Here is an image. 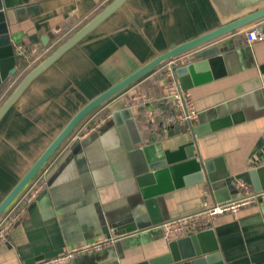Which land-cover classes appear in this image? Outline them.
<instances>
[{
    "label": "crops",
    "instance_id": "0c3cea01",
    "mask_svg": "<svg viewBox=\"0 0 264 264\" xmlns=\"http://www.w3.org/2000/svg\"><path fill=\"white\" fill-rule=\"evenodd\" d=\"M108 1L0 0V47L10 45L14 56L9 84ZM262 6L264 0H124L33 77L0 118V200L89 99L156 54ZM262 19L215 38L212 43L222 51L214 68H206L218 75L186 89L197 110L194 125L231 114L235 121L194 137L181 126L165 127L159 116L145 113L155 110L161 69L143 74L86 114L41 167L44 187L9 227L0 244V264H34L66 247L105 238L111 241L71 260L100 258L118 240L120 264L142 261L166 251L160 222L215 202L204 180L159 196L147 194L148 186L137 185L132 152L124 148L117 128L105 122L88 129L103 110L100 117L130 109L140 137L132 147L140 148L145 161L177 149L184 154L193 139L199 158L216 159L215 168L222 166L233 180L239 177L252 188L249 171L264 166V40L247 44L243 28ZM259 27L264 31V22ZM45 35L47 42L39 48ZM19 43L34 49L30 57L15 52ZM195 51L182 53L183 61L204 72ZM175 175L180 179L182 173ZM115 225L129 230L116 238ZM199 230L210 231L207 239L214 242L221 264H264V202L218 214L181 236Z\"/></svg>",
    "mask_w": 264,
    "mask_h": 264
},
{
    "label": "water",
    "instance_id": "95a60500",
    "mask_svg": "<svg viewBox=\"0 0 264 264\" xmlns=\"http://www.w3.org/2000/svg\"><path fill=\"white\" fill-rule=\"evenodd\" d=\"M15 0H10V2ZM124 0H110L101 10L89 18L71 35L58 44L49 54L33 65L18 81L10 93L0 103V118L19 96L29 81L35 77L44 68L50 65L65 50L86 35L93 27L105 19L113 10L123 3ZM264 16V6L223 23L209 31L182 41L167 50L156 54L151 59L114 82L106 89L89 99L79 109L71 115L66 123L61 127L59 132L51 139L43 151L36 157L27 170L15 182L10 190L0 200V214L25 187L29 180L38 172V170L50 158L56 148L66 139L81 119L95 107L106 101L108 98L122 90L124 87L141 77L143 74L154 69L161 63L178 56L187 51L196 50L195 57L202 58L199 65H202L204 72L195 70V63H187L183 65H171L170 68L175 73L179 85L183 89H188L192 85L210 79L218 73H212L207 70L206 66L212 65L218 59L222 48L212 41L218 36L241 27L249 22ZM47 37H41L39 48L46 44ZM14 56L10 45L0 47V88L5 85L10 77L15 73L13 66ZM211 67V66H210ZM235 121L234 115L224 117H215L196 124L192 127L190 135L198 136L202 133L216 129L220 126L227 125ZM114 125L123 141L126 150L132 152V159L129 158L131 169L135 174V180L139 187L149 189L147 194L161 195L163 191L179 186L183 183L204 180L209 187L215 202L229 199L236 191L233 183V177L228 175L222 166L215 168L214 161L216 159H201L193 151V139L184 145L185 153L181 154L180 150L164 153L159 159L153 161H145L140 148L132 147L139 143L140 137L135 124L134 117L128 107L115 109L111 112L106 126ZM177 129V126L174 129ZM216 162V161H215ZM182 173L180 179L175 175ZM252 188L255 190L264 188V166L260 169H252L249 171ZM260 174V175H259ZM172 180H168V178ZM178 178V179H177ZM160 197L158 198V200ZM129 228L115 225L113 234L116 238L124 236L125 231ZM104 233L109 237L107 230ZM211 236L210 231H196L171 238L165 243L166 251L159 253L153 257L130 264H221L219 253L213 241H209L207 236ZM109 254H105L100 258L98 256H89L82 260H71L63 264H120L119 259L123 257L121 244L118 240L114 241ZM103 258V259H102ZM101 259V260H100Z\"/></svg>",
    "mask_w": 264,
    "mask_h": 264
},
{
    "label": "built area",
    "instance_id": "2783aa9c",
    "mask_svg": "<svg viewBox=\"0 0 264 264\" xmlns=\"http://www.w3.org/2000/svg\"><path fill=\"white\" fill-rule=\"evenodd\" d=\"M260 22H264V19L250 23L243 28L244 40L247 44L264 40V31L259 27ZM33 51L34 49L27 48L21 43L15 47V52L23 57H30ZM161 64L162 66L158 67L162 72L161 92L157 99V101H160L161 108L159 106V111L149 108L146 109L145 113L150 117L159 116L163 119V125L165 127L169 125L181 126L191 134L192 127L197 119V110L195 109L193 99L189 92L179 85L175 73L170 68L172 64L176 66L187 64V62L183 61V56L180 54ZM138 96L140 97L142 95L137 94L135 98H138ZM109 118L110 113L96 119L88 129L95 130L102 127ZM44 173L45 169L40 168L0 214V244L5 241L9 227L18 219L19 215L25 210L26 205L30 203L37 192L44 187ZM233 183L237 191L229 199L213 202L175 217H167L160 222L157 227L162 230L164 242L169 241L171 238L181 236L191 228L206 226L218 214H233L241 206L264 202V188L255 190L239 177L235 178ZM110 241L111 239L105 238L72 245L62 249L56 255L34 264H63L70 261L77 253L98 249Z\"/></svg>",
    "mask_w": 264,
    "mask_h": 264
},
{
    "label": "trees",
    "instance_id": "16d2710c",
    "mask_svg": "<svg viewBox=\"0 0 264 264\" xmlns=\"http://www.w3.org/2000/svg\"><path fill=\"white\" fill-rule=\"evenodd\" d=\"M86 22V21H85ZM85 22H83V23H85ZM83 23H81V24H79L78 26H76L75 28H73L71 31H69L67 34H65L64 36H62L60 39H59V41H57L54 45H52L50 48H48L47 49V53L45 54V56L47 55V54H49L58 44H60L63 40H65L69 35H71L77 28H79ZM44 56V57H45ZM24 63H25V61L24 60H21V66H23L24 65ZM33 65H35V62L34 63H32L30 66H28V67H26L25 69H23V71L21 72V74L16 78V80L14 81V82H12V83H10L9 84V82H10V79H9V81L5 84V85H3L1 88H0V93H2L3 92V94L1 95V97H0V103L5 99V97L10 93V91L14 88V86L18 83V81L22 78V76L33 66ZM9 84V85H8ZM159 106H160V108H161V105H160V101H157V103H156V105H155V109H156V107L157 108H159ZM91 112V111H90ZM105 112H107V111H100L99 112V114L97 115V116H95V119H98L102 114H104ZM135 114H137V115H139L140 113H135ZM95 119H93L92 120V122H94V120Z\"/></svg>",
    "mask_w": 264,
    "mask_h": 264
},
{
    "label": "rangeland",
    "instance_id": "374dc122",
    "mask_svg": "<svg viewBox=\"0 0 264 264\" xmlns=\"http://www.w3.org/2000/svg\"><path fill=\"white\" fill-rule=\"evenodd\" d=\"M161 65V64H160ZM160 65H158L157 67H160ZM78 260V259H77Z\"/></svg>",
    "mask_w": 264,
    "mask_h": 264
}]
</instances>
